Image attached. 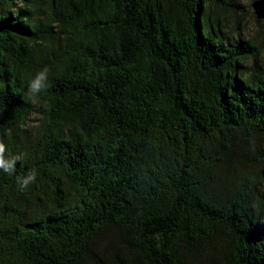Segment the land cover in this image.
I'll list each match as a JSON object with an SVG mask.
<instances>
[{
    "label": "trees",
    "instance_id": "trees-1",
    "mask_svg": "<svg viewBox=\"0 0 264 264\" xmlns=\"http://www.w3.org/2000/svg\"><path fill=\"white\" fill-rule=\"evenodd\" d=\"M223 2L0 0V264H264V55Z\"/></svg>",
    "mask_w": 264,
    "mask_h": 264
},
{
    "label": "rangeland",
    "instance_id": "rangeland-1",
    "mask_svg": "<svg viewBox=\"0 0 264 264\" xmlns=\"http://www.w3.org/2000/svg\"><path fill=\"white\" fill-rule=\"evenodd\" d=\"M256 0H224L222 3L224 10L221 13V20L230 30L237 29L244 38H254L256 44L260 47L261 53L264 55V20L262 24L255 22V11L252 7ZM226 9V10H225ZM36 107L35 112L31 116V125H40L43 121L41 111ZM205 254L201 256L202 264H209L206 258H209L210 252L205 249Z\"/></svg>",
    "mask_w": 264,
    "mask_h": 264
},
{
    "label": "clouds",
    "instance_id": "clouds-1",
    "mask_svg": "<svg viewBox=\"0 0 264 264\" xmlns=\"http://www.w3.org/2000/svg\"><path fill=\"white\" fill-rule=\"evenodd\" d=\"M51 87L49 82L48 69L44 68L36 73L28 82V96L33 101L38 100L42 93L46 94L47 90ZM6 146L3 142H0V169H3L9 174L15 171V165L18 157L16 158H5ZM36 175L34 172L29 173L26 177H18L17 182L21 189L26 188L29 183L34 182Z\"/></svg>",
    "mask_w": 264,
    "mask_h": 264
},
{
    "label": "water",
    "instance_id": "water-1",
    "mask_svg": "<svg viewBox=\"0 0 264 264\" xmlns=\"http://www.w3.org/2000/svg\"><path fill=\"white\" fill-rule=\"evenodd\" d=\"M259 20H264V0H256L252 5Z\"/></svg>",
    "mask_w": 264,
    "mask_h": 264
}]
</instances>
